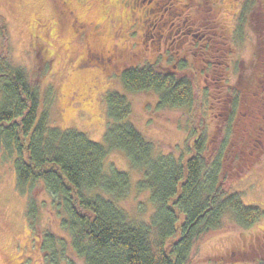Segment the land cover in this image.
Here are the masks:
<instances>
[{"label": "trees", "instance_id": "obj_1", "mask_svg": "<svg viewBox=\"0 0 264 264\" xmlns=\"http://www.w3.org/2000/svg\"><path fill=\"white\" fill-rule=\"evenodd\" d=\"M0 34V146L14 158L17 186L28 192L31 225L36 229L40 222L34 196L38 185L51 195V211L59 218V230H38L35 241L43 264H198L191 260L193 251L210 234L246 228L264 217V209L246 204L232 185L263 147L251 151L253 135L245 134L243 122L236 120L239 90L230 91V108L224 110L228 118L222 115L208 137L200 125L206 94L195 93L194 62L163 65L160 55L128 65L120 74L127 91L153 90L160 110L188 108L193 127L187 150L179 155L155 152V140L131 119L129 96L117 89L105 93L108 123L104 140L97 141L84 131L50 122L54 89L42 82L49 62L41 61L38 74L30 75L9 59L5 24ZM259 39L264 45V32ZM114 147L144 171L138 186L149 190L154 206L147 220L136 219L118 204L130 178L115 164L105 170L107 153Z\"/></svg>", "mask_w": 264, "mask_h": 264}, {"label": "rangeland", "instance_id": "obj_2", "mask_svg": "<svg viewBox=\"0 0 264 264\" xmlns=\"http://www.w3.org/2000/svg\"><path fill=\"white\" fill-rule=\"evenodd\" d=\"M182 1L186 0L178 2ZM211 3L219 27L227 35L229 64L225 67L217 65L216 68L223 71L230 84L209 86L208 91L231 99L232 95L227 92L238 88L240 94L243 86L238 80L249 79L252 73L250 64L256 57L253 55L254 43L264 32L263 25H258L255 15H252L254 19L243 26L241 24L243 33L236 34L240 0ZM70 7L76 12H68L67 5L59 1L55 3V0H0V14L5 18L4 21L0 19V31L1 25L5 24L11 62L24 67L33 76L38 74L41 61L50 64L49 72L42 79L44 85L51 84L54 89L50 122L61 128H76L94 140L103 141L108 123L105 93L109 89H117L129 96L131 119L144 134L155 140V152L179 155L186 151L193 127L188 108L157 109L158 97L153 90L129 92L124 88L120 74L128 65L155 61L160 55L163 58L161 62L167 64V53L188 52L190 40L182 42L181 39L178 45L177 40L158 43L156 39L144 36V29L151 23L146 25L142 21L137 7L131 15L128 13L132 8L131 2L125 6L123 0H85L83 3L71 0ZM189 11L192 12L191 9ZM156 12L159 14L160 7ZM77 14L78 19L75 18ZM3 50L0 34V53ZM240 108L244 110L245 106L242 104ZM206 109L207 103L202 104L200 111L207 114L210 110ZM206 117L201 118L200 125L210 137L212 134ZM210 126H213L211 122ZM112 164L126 170L130 178V185L117 199L118 204L136 219L147 220L154 206L149 190L138 186L143 169L132 166L125 152L115 147L107 153L105 170ZM232 185L246 204L264 209V146L256 162ZM108 195L115 198L114 194ZM34 196L40 205V222L36 229L28 221L26 212L28 192L21 191L16 183L14 158L6 155L0 146V264H43L35 241L38 230L43 226L59 230V218L51 211L52 197L42 185L35 187ZM234 251L236 254L241 252L243 256L237 258L236 254H231ZM249 251L252 253L248 254ZM191 260L198 264H264V217L246 228L210 234L193 251Z\"/></svg>", "mask_w": 264, "mask_h": 264}, {"label": "flooded vegetation", "instance_id": "obj_3", "mask_svg": "<svg viewBox=\"0 0 264 264\" xmlns=\"http://www.w3.org/2000/svg\"><path fill=\"white\" fill-rule=\"evenodd\" d=\"M58 1L64 6L67 5L69 8L68 12L72 10L70 7L71 0H55V3ZM79 1L83 3L85 0ZM123 1L125 6H129V2H131L132 8L128 11L130 15L137 7L141 11L140 17L142 21L146 23V25L151 23L149 28L146 27L144 29V36L151 37V40L156 39L158 43L161 40H163V43L164 40L167 42L168 39L171 42L172 39L174 41L177 40L178 45L181 43V39L182 42L190 40L188 52L182 54L177 52L175 55L169 52L166 57L167 64L161 63L163 65L172 64L174 67H177L178 64L184 62L188 66L191 64V61L194 62L195 93L199 95L206 94L201 99V105L207 103V109L209 108L210 110L207 114H204L203 110L200 111V116H209L208 118L206 117V121L209 125L207 126L209 132L213 134L218 124H220L222 115L225 119L228 118V114L224 112V110L230 108L227 104L228 100H231L230 97H222L221 93H211L208 91L209 86H228L230 84V82L227 81L228 77L223 75V71L216 68L217 65L225 67V65L229 64L226 51L227 35L221 31L216 18V12L211 3L216 0H186L181 3L178 2L179 0ZM247 1L248 0H240L239 4L241 5V9L237 24L242 23L243 26L247 21L254 19L251 17L255 15L257 24L263 25L264 27V0H251L247 9H245L244 7ZM159 7L160 12L157 14L156 9ZM124 9H126V7ZM189 9H191L192 12L189 11ZM71 12L76 11L73 10ZM165 14H167V16ZM78 17L77 14L75 18L78 19ZM134 17L140 19L139 16L134 15ZM177 21L178 23L175 27L174 25ZM82 22L85 24V22L81 20V23ZM241 33H243L242 28L241 32L238 31L237 33L236 31V34L240 35ZM260 35H262V33ZM261 43L263 44V40L261 41L259 37H257L254 43L255 48L253 49V55L256 57L254 58V62L250 64L252 73L249 79L243 80L240 78L238 80L240 86L243 87L240 89L239 95L241 96L239 107H237L235 111L236 118H238H234L243 122V132L245 134L253 135V146L251 151L260 146H264V58H262L264 45ZM190 46L194 48L191 49ZM198 88H201L202 92L198 91ZM205 88L206 90H204ZM227 94L230 95V91H228ZM242 104L245 106L244 110L242 109L243 107L240 108ZM210 122L213 124L212 128Z\"/></svg>", "mask_w": 264, "mask_h": 264}]
</instances>
